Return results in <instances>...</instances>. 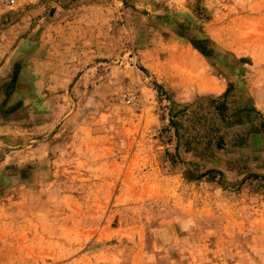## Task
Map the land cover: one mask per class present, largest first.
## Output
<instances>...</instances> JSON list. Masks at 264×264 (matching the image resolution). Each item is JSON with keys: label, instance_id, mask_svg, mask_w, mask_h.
Listing matches in <instances>:
<instances>
[{"label": "rangeland", "instance_id": "rangeland-1", "mask_svg": "<svg viewBox=\"0 0 264 264\" xmlns=\"http://www.w3.org/2000/svg\"><path fill=\"white\" fill-rule=\"evenodd\" d=\"M35 7L84 65L3 83L0 264H264V0H18L0 53Z\"/></svg>", "mask_w": 264, "mask_h": 264}, {"label": "crops", "instance_id": "crops-1", "mask_svg": "<svg viewBox=\"0 0 264 264\" xmlns=\"http://www.w3.org/2000/svg\"><path fill=\"white\" fill-rule=\"evenodd\" d=\"M40 10H38V7H35V9L28 11L27 13H24L23 11H15L11 13V15L2 16V19L6 20L9 19V21L15 20L11 24V28L14 31V34L11 36V38L8 41H11L8 46V48H5V50H1L3 52L0 53V91L3 89V83L7 80H9L12 76L13 69L15 66H18L20 60H23V63L20 64L22 73V66H24L26 59H30L32 64L39 65L42 62L44 66V72L43 74L48 76L47 82H52V76H56L58 74V77L54 79V83H67L70 81L68 78V71L67 68H71L70 72H72V68H75L74 72L77 71L78 66L84 65V59L82 58L83 54V43L80 45V49L77 51L79 44L75 45L74 42H70V44L66 45L63 44V26L61 25V21L64 17H60V20L58 22L54 23H46L44 25V30L40 33L39 30V22L41 19H46L47 17L39 15ZM61 22V23H60ZM28 24L27 29L30 30L29 32L25 33L26 31L23 28L24 25ZM58 26H57V25ZM31 26V27H30ZM39 32V33H38ZM25 35V36H24ZM24 36V37H23ZM42 36V50L37 45L39 42V37ZM15 42H18V45L13 44ZM25 42L29 43V48L32 47L34 43V49L31 51V49H26L24 46L20 44H25ZM33 42V43H32ZM66 43V42H64ZM77 48V49H76ZM82 50V51H80ZM91 51H93V48H91ZM82 52V53H81ZM7 53V54H6ZM75 54V56H74ZM80 55V56H79ZM27 59V60H28ZM42 59V61H40ZM73 72V73H74ZM73 73H69L71 76H73ZM76 73V72H75ZM20 76V75H19ZM18 79V75H17ZM16 83L17 80H15ZM15 83V84H16ZM49 94H33V95H18L17 97H46L51 98V91L52 86H48ZM40 91V90H38ZM37 91V92H38ZM13 94L14 93H20L17 88L14 86L12 89ZM1 93V92H0ZM15 95V94H14Z\"/></svg>", "mask_w": 264, "mask_h": 264}, {"label": "built area", "instance_id": "built-area-1", "mask_svg": "<svg viewBox=\"0 0 264 264\" xmlns=\"http://www.w3.org/2000/svg\"><path fill=\"white\" fill-rule=\"evenodd\" d=\"M18 0H0V8H11Z\"/></svg>", "mask_w": 264, "mask_h": 264}, {"label": "trees", "instance_id": "trees-1", "mask_svg": "<svg viewBox=\"0 0 264 264\" xmlns=\"http://www.w3.org/2000/svg\"><path fill=\"white\" fill-rule=\"evenodd\" d=\"M258 131L260 132V131H264V121L263 120H261L260 122H259V129H258Z\"/></svg>", "mask_w": 264, "mask_h": 264}]
</instances>
